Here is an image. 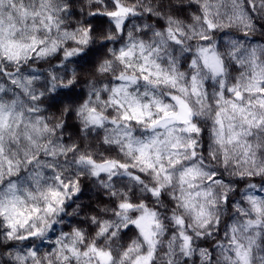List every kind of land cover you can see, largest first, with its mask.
Here are the masks:
<instances>
[{
  "label": "clouds",
  "instance_id": "obj_1",
  "mask_svg": "<svg viewBox=\"0 0 264 264\" xmlns=\"http://www.w3.org/2000/svg\"><path fill=\"white\" fill-rule=\"evenodd\" d=\"M0 264H264V0H0Z\"/></svg>",
  "mask_w": 264,
  "mask_h": 264
}]
</instances>
